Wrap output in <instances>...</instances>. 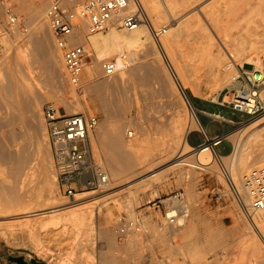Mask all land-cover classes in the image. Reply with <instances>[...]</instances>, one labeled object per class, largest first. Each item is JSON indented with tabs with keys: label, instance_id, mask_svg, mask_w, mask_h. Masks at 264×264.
<instances>
[{
	"label": "rangeland",
	"instance_id": "1",
	"mask_svg": "<svg viewBox=\"0 0 264 264\" xmlns=\"http://www.w3.org/2000/svg\"><path fill=\"white\" fill-rule=\"evenodd\" d=\"M82 1L84 0H77V3H80ZM158 1H160L161 4L163 3V6L161 4L160 5L163 9L167 10H164V12L167 13L165 18H158L155 20L158 22L155 24L157 28L166 26L168 22H171L175 25H179L182 22H185V28L179 35L178 42L174 43L172 52L173 62H175L181 70L185 69L184 65L182 64L185 60L184 57H186L187 54H191L187 53V51L192 48H199L202 42L204 43L205 41H207V37L205 36L208 33H211L213 35L217 43H221L214 27L211 25L208 17L206 16V11L209 9V6L211 4L216 3L219 5L221 4L220 2H223L224 0H171L172 3L176 2V4H174V6H176L174 7L175 9H169L168 7L165 8L166 5L164 3V0ZM3 2L7 5H11L12 9L17 12L21 21V23H19L21 33L10 34L8 37L10 42L7 47V49L9 50L8 59L10 58L12 60L14 57L13 55H15L16 51L23 49L24 46L27 45L28 40L31 38L30 31H32L33 29L37 30V25L42 23V20L43 22L45 21L46 17H41L40 14H42L43 11L42 13H39L38 7H40L39 5H41L42 7L45 3H47L48 5L49 0H0V4ZM47 5H44V11L46 10ZM3 7H0V23L2 28L7 25H11L8 22L9 16L6 13V7H4V9ZM171 10H175L173 11L174 13ZM172 15L174 17H172ZM225 22H227L226 18L222 20V23ZM31 24L33 25L31 26ZM44 24L46 28H48L47 30L50 31L47 25L48 23ZM24 28H28V30L25 31ZM261 28L262 27L260 26L259 29ZM49 33H51V31ZM49 38V41H51L50 43L53 45V48L52 45H50V51L52 52L54 49H56L54 47L55 44L52 34H49ZM4 47L6 46L0 43V58L3 56L2 52ZM155 47L157 48L158 46L155 45ZM53 53H55V50L53 51ZM144 53L145 55H141L142 57L136 59V63L140 61H150L153 63L159 62L163 65V67H167V62L166 60H164V57L156 55L155 53L147 52L146 50ZM60 54H62L61 51ZM254 54H256L255 56L257 57L259 56L260 60H262L263 57L258 53L257 50H254L251 53L252 56ZM30 57V65L36 67V77L41 81L43 78H45L46 75L43 63L35 58V56L33 57V55H31ZM106 59H115V56H111ZM132 65L133 63L130 64V66ZM253 67L254 65L246 64L243 69L246 71H252L254 69ZM166 69L168 70V68ZM17 72L18 71H16L15 74ZM184 72L187 74L188 71L184 70L182 72L185 75V79L186 77L187 79H194H192V82L190 79L189 82L186 79L187 81L185 83V86L187 93L183 91L178 79H176V82L179 85L181 91L179 89L174 91V88H172V86L166 88L163 87V81L160 77L153 76L149 81H145L142 75L140 76L139 74L127 77L125 82H123V89L119 88L122 89L121 91L123 92L117 91V88L113 89H117L116 91H113L112 88H107L101 92L103 95L104 93L105 95L107 94L106 97L104 95L103 99L107 98V100L109 101L108 104L113 107L111 108L109 106L110 111L114 110L112 112L113 114L116 112V110L118 111L115 114L118 113L119 115L115 116L114 114V121H116L117 124L121 126V133H123L124 138L127 139L132 135L130 137V143L135 149L134 153L132 154L133 157H131V155L126 152L124 148L121 151L115 150L112 153L115 160L119 162L120 165L126 168L125 174H123L118 179H113L110 174V183L108 187L103 190H81L78 191L75 196H68L63 190H59L58 188L57 191H59L60 195H53V191L51 196H40L30 203H23L21 201L4 202L3 204L5 205L0 206V264H19L18 262L9 259L10 256H21L25 260L29 261V263L31 262V258H35L37 260L45 262V264H145L144 258L147 255L144 256V254L146 252H148V256L153 258L150 261L151 264L156 262L159 256L166 257L169 262L172 260L175 262L177 261L180 264H190L191 259L189 256H187V254L185 255L184 246H182V253H180V251L177 255L175 254V252H173L175 250L174 248L176 247L175 244L179 242H181L182 244L188 243L187 245L191 246L193 243H197L199 248L202 245L203 248L201 247V249L206 248L204 250L206 252L210 251V255L212 249L215 250L214 258L210 257V259L212 258L213 261L211 262L212 264H264V257L260 256V250L258 249L259 244L256 242V239L259 238L261 243H263L264 245V235L262 233L263 230L252 224L238 206L226 181V177L221 170V165H217L220 161L218 162L217 160L218 163L212 161L213 154L208 158V160H210L209 164L215 162V164L217 165L216 168L218 167V169H202L195 167V183L191 186L188 185L187 181L183 182L176 174L172 173L170 169L166 168L173 161V159L168 156L169 154L163 156V158H161V161L160 159H157L154 162H147L146 157L139 154L138 141L141 136V131H139V129L141 128L142 124H145L148 129L147 133L145 134L150 139V143L149 145H147V149H149L151 146L149 150L151 151L152 149L153 151V149L155 150V143H162L171 139L175 133V131L173 132L174 126L184 118L186 120L188 118L190 119V115H192L196 121V125H194L195 129H193V131L191 132V134H193L192 136L194 137L197 134L202 137L201 133L204 132V128H202L203 126L208 127L209 132L212 135L225 132V125L222 121H220V117L215 116L216 114H221L226 118H230L238 122L249 120L250 122H253L264 116L263 113L256 117H252L245 111L232 109L231 104L228 101L230 99V93H227V89L225 88L226 80L224 78L222 79V84H218L217 86V84H206V82H204V77L202 76V71L201 73L199 72V70L193 71V73H196L195 75L193 74L192 78L190 77V75L192 74L191 71L188 72L187 76ZM197 72L199 73L197 74ZM110 74L112 75L114 74V72L107 74L105 72V74H102V77ZM2 75L4 76V74ZM16 75L19 76V72ZM65 76L67 77V74ZM94 76V80H100L102 78H98V71ZM91 77L92 76H89L86 68L84 67V83L88 84ZM199 77L200 79H196ZM201 78L203 80H201ZM166 79L167 78L164 75V80ZM196 80H199L200 82ZM43 81L44 80H42L41 83L45 86L46 83ZM65 83H67L66 86H69V89H71V84L66 80ZM204 83L206 85H204ZM193 89L196 92L198 89L200 93L197 94L195 91H193ZM32 90L34 94L35 89L33 88ZM20 95L22 96V94H19V98ZM80 95L82 96V94ZM92 95H87L86 98L82 99V108L84 109V112L96 113L99 116V124L93 133V138H96L98 140V146L100 148V151L98 152L100 153L105 163V160H107V154L104 143L102 141L99 142L98 135H100V129H109L110 122L106 120V118H108V112L103 108L100 100L98 98L96 99L97 94ZM189 97L192 103L195 105V110L197 113L190 109ZM109 98L111 99V101L113 99L114 103L110 102ZM21 101H23V99H21ZM20 102L18 105L21 108L24 102L22 104ZM46 102H52L56 107H59L62 112H68L66 105L64 103H57L55 98L51 97L49 100H45L44 102H42L41 106L39 104L38 107H36V109L41 108L39 109L41 111H37L36 113L39 114L36 115L38 130L40 129L39 126L41 127L40 121H42V118H44L43 120L46 123L43 112V107ZM123 103H125L126 105L123 106ZM7 105V102L0 97V119H5L4 124L0 126V139L3 144L6 147L12 149L20 147V145L28 139L26 140V138L24 137H15V140L13 135L14 131L20 128H24V125H28L30 127V130L32 131L30 137V150H32L33 153L31 154V158H35L37 162L40 159L48 160V151L45 147V140L43 137L44 130L41 132L42 129H40L39 133H42L41 135L37 133V129V132L35 131L34 126L31 124V120L33 118L32 116L34 113L33 110L30 109L32 111H27L30 107H28V109L22 107L20 111L23 115L18 118L19 115L15 114L17 111L9 106L7 107L9 109H7ZM12 114H15V118L18 119H16L15 121H8L7 118H13ZM199 114H202V116L204 117H213L214 120L210 118H203V121L206 124L204 125L202 120V123L199 121ZM109 116H111V114ZM123 121L126 123V128L128 130H130L131 132L135 131L133 132L134 135L133 133H128L126 129V131L122 129L123 124L125 125ZM188 122L186 124H188ZM256 125L257 126L251 129L253 132H259L257 133L259 136L257 144H259L260 146L258 145L256 148H254L256 146V144H254L255 146H251V149L253 148V150H261L264 148V136L263 134L261 135V133H264V119L259 121ZM237 129L238 128H234V130H232L235 131ZM232 130L229 133L233 132ZM260 130H262V132ZM194 131L196 132L193 133ZM46 134L48 136L47 128ZM260 137L262 138V140L259 139ZM48 140L49 136L47 141ZM260 143H262L263 145ZM191 145L192 144L189 145V149L187 148V153L180 157V159L197 151L191 149V147L193 146ZM217 145L218 150L221 153H229L233 148L232 141L228 138H224ZM155 162H159L154 166L155 170L163 169L162 177L160 178L159 182H157L154 186L151 185L145 189H137L138 187L135 188L134 185L132 186V184L138 182L139 180H142L150 174L149 170L151 168L149 167V165ZM10 166L11 162L9 160L0 159V170L3 169L6 171V173L3 175H1L0 171L1 176L6 175V181H0V183L2 184H0V186L4 188L3 189L1 187V189L3 190H5V187L8 184L13 185L15 181V178L10 173L8 174ZM187 167L191 166L187 165ZM244 172L245 171H243V174ZM157 187H163L166 191L181 188L185 191L187 199H189V202H191L190 204H192L193 202V200H191V194H194L196 196L195 199H197L198 203L200 202L197 208L193 207V209L195 208V210L198 212L197 228L193 232H190L188 236L184 235L185 237H183V235H178L176 237L170 236L169 240L171 238V242L167 243L166 246L163 245L159 239H154V234L152 236V234L150 233L152 231H150L149 226L146 224V216L151 217L152 221L154 220V222H156V220L159 221L158 217L161 219L160 212L153 208H150L149 211H146L148 207L143 206L144 201L147 198L152 197ZM135 189L136 191H134ZM3 190L2 194H4ZM195 193H197L198 195H196ZM134 194H137V196L135 197ZM77 197L82 198L76 201ZM79 201L84 204L72 209L66 208L54 212H48L46 214L39 213L27 217H10L11 215H9L11 211L20 212L23 209H35L37 207L39 208V206L41 205L50 206L54 203L59 202H66V205H69ZM131 203H133V205ZM130 208H132V210ZM78 209H84L86 214H91L92 216V222H90L89 220L90 215L89 217H86L87 219H85V221H89H86V223L82 225L84 226L85 224H87L85 225L86 227L81 228V231H76V227L73 226V211H76ZM131 212H134L132 214H137V217L140 218V221L143 224L142 226L140 225L141 231L133 229L129 230L127 234L125 233L119 235L118 225L116 224L118 221V217L122 214L130 217ZM64 217H67V219H65ZM69 218H72L73 221L71 222ZM249 230H252L256 237L252 233L250 234L249 232H247ZM173 245L175 247H173Z\"/></svg>",
	"mask_w": 264,
	"mask_h": 264
},
{
	"label": "bare ground",
	"instance_id": "2",
	"mask_svg": "<svg viewBox=\"0 0 264 264\" xmlns=\"http://www.w3.org/2000/svg\"><path fill=\"white\" fill-rule=\"evenodd\" d=\"M141 1L144 7L146 6L145 7L146 17L144 18V21L136 29H125L120 27L119 19L115 18L113 22H111V24L106 29L98 32H92L89 30L88 27L89 24L88 19H85L82 28L80 30H77L72 36L71 38L72 42L85 44V46L89 51L84 64L87 73L89 74V76L92 77L89 79L88 84L84 83L85 87L82 93H77L72 85H71V89H69V86L68 87L66 86L67 83H65V80L68 81V78L65 76L67 73L64 66L62 54H60L61 50L58 49L56 46H54L56 48L54 49L55 53H53L54 51L53 49L52 52L50 51L51 50L50 45L52 44L50 43L51 41H49L50 39L49 34L51 33H49L50 31L47 30L48 28H46L44 24L47 23V20L45 18H44L45 19L44 22L42 20V18L45 17V11H46L43 10L45 8L44 5L45 4L47 5V3H45L42 7L41 5H39L40 7L37 6L39 8V9L37 8L39 13H42L43 11V13L40 14L42 17L41 18L42 23L37 25L36 28L37 30L33 29L34 31L33 30L30 31L31 38L28 40L27 45L24 46L23 49L16 51L15 55H13L14 57L12 60L10 58L8 59L9 50L7 49V47L10 44L8 37L10 34L21 33L20 28L18 24L9 25V26L7 25L2 28L0 23V43L6 46L3 48V52H2L3 56L0 58V97L7 102L8 105L6 106V108L9 106L14 110H16L17 112L15 114H18L19 116L18 115L17 116L19 118L21 115H23L20 111L21 108L24 107L28 109V107H30L29 110L27 111L33 110L34 112L32 116L34 119L31 117L32 118L31 124L34 126V129L37 132L38 122L36 119L37 118L36 115L39 114L36 113L37 111L40 112L41 110L39 109L41 108L36 109V107H38L39 104L41 106L42 102H44L45 100H49L51 97L55 98L57 103H64L66 105V108L69 113L80 112V111L84 112V109L82 108L83 106L82 99L86 98L87 95L97 94L96 99L98 98L100 100L101 104L103 105V108L108 112V118H106V120L110 122L109 129L108 130L100 129V135H98V137H99V142L102 141L104 143L107 154V160H105L104 164L106 166L109 175L111 174V177L113 179L120 178L126 172V168L120 165L119 162H117L113 157L112 154L113 151L115 150L121 151L124 148L125 151L128 152L131 155V157H133L132 154L134 153L135 149L133 145L130 143L131 140L130 137L132 135L127 139L124 138L123 133H121V126H119L117 122L114 121L115 116L119 114L118 113L115 114L116 112H118L116 110L114 116V114L112 113L114 110L110 111L109 109L110 105L108 104L109 101L107 100V98L103 99L105 93L104 95L101 93L102 91H104V89L112 88L113 90L114 88H117L118 89V90L116 89L117 91H121L123 89L122 87H124L123 82H125L128 76L139 74L140 76L142 75L145 81H149L153 76L160 77L162 78L163 81V87L166 88L172 86V88H174L173 89L174 91L177 89L180 90V87L176 82L177 81L176 79H178V81H180V85L182 86L183 91L187 93L185 83L187 80L189 82L190 78L187 79L186 77L187 80L185 79V75L182 73L184 70L188 72L190 71L192 72V74L190 73L191 78L193 74L195 75L196 73V72L193 73V71L199 70L200 73L202 71V76L204 77L205 80L204 82H206V84L211 83V84H217L218 86V84L219 85L222 84V79L224 78L227 81L226 85L231 86L232 82H230L229 79L233 78V75L236 73V68L239 62L241 67H244L246 64L254 65L253 67L254 69L252 68L253 69L252 72L254 74H256L255 73L256 70H258L264 64V0H224L223 2H220L221 4L219 5L216 3L211 4L209 6V9L206 11V16L208 17V20L211 23V25L214 27L216 34L218 35L221 43L220 44L217 43L213 35L211 33H208L205 36L207 37V41H205L204 43L202 42L200 47L196 46L199 48L196 49L192 48L193 50L190 49L189 51H187V53H191V54L190 55L187 54L186 57H184L185 60L183 59L184 62L182 64L184 65L185 68L184 70L182 69L183 71L179 68V66H177L175 62H173L172 52H173L174 43L178 42V37L181 34L182 30H184L185 28L184 27L185 22H182L179 25H175L172 24L171 22H168L166 26L157 28L155 24L158 22L155 20L158 18H165L167 13L164 12V10L166 9H163L161 7V5L163 6V3L161 4L160 1L158 0H141ZM172 1L164 0V3L166 5L165 8L168 7L169 9H173L174 7H176L174 6L176 2L172 3ZM6 5L7 4L3 2L0 4V7L1 6L5 7ZM132 7L133 5H131L129 10H131ZM172 17L174 16L172 15ZM225 18L227 19V22L222 23V20H224ZM32 25L33 24H31V26ZM151 26L152 28H156L157 30L161 31L160 38L158 41L159 43L156 41L154 37ZM260 26L262 27L261 29H259ZM155 45L158 46L157 47L158 49L155 47ZM145 50L147 52L155 53L156 55H160L164 57L165 58L164 60H166L167 62L166 68H168V70L165 67H163V65L159 62L153 63L150 61L149 62L140 61L136 63L135 62L136 59L142 57L141 55H145L144 53ZM254 50H257L258 53L263 57L262 60H260L259 56L258 57L255 56L256 54H254L253 56L251 55V53ZM31 55H33V57L35 56V58H37L43 63V66L46 71V75L45 78H43L42 80H44L43 82L46 83V84L44 83L45 86L42 85L41 83L42 80L40 81V79L36 77L35 74L36 67L30 65ZM125 55L130 58L131 64L133 63L132 66L125 64L124 61ZM111 56H115V59L117 60V71L114 72V74L112 75L110 74V75H106L105 77H102V74H105L102 68V62L104 59ZM164 69H166L167 71ZM16 71L19 72L20 74L19 76L16 75L18 72L15 74ZM97 71L99 72L98 78L102 77L101 79L99 78L100 80L98 79L94 80L95 78L94 75ZM199 72H197V74ZM2 74H4V76ZM164 75L167 78L166 80H164ZM192 79H190L191 82L194 80ZM196 79H200V77ZM201 80L203 79L201 78ZM206 84L204 83V85ZM33 88L35 89L34 94L32 90ZM193 91L195 90L193 89ZM196 93L197 94L200 93L198 89ZM258 93L260 94V97L264 100V86L260 88ZM19 94H22V96L20 95V98H19ZM80 94H82V96ZM101 94L103 95V97ZM19 99L20 101L21 99H23V101L20 102ZM19 102L21 104L24 102L21 108L18 105ZM110 102H113V99L112 101L110 99ZM125 103H123V106L126 105ZM189 103H190L189 104L190 109L196 112L195 105L192 103L190 97H189ZM15 114H12L13 118H7V120L15 121L16 119H18L15 118L16 117ZM110 114L111 116H109ZM199 116H200L199 121L201 122L202 120L203 124L206 125L203 121V118H208V117L207 116L204 117L202 116V114H199ZM215 116L220 117L219 118L220 121H222L223 124L225 125L224 136L232 141L233 148L229 153H225V152L221 153L218 150V145L216 144L215 140L210 139L211 138L210 135L212 136V134H210L208 127H204L203 124H202L203 126L202 128H204L203 129L204 132L201 133L202 137H200L197 133H196L197 135L195 134L196 135L195 137L192 136L193 134H191V132L193 131V129H195L194 125H196L195 124L196 121L194 117L190 115V119L188 118L189 122L188 119L186 120L183 117L184 119H182L179 123H177L174 126L173 132L175 131V133L171 139L162 143H155L154 145L155 150L153 149V151L152 149L151 151L149 150L151 146L150 148L148 147L149 149H147V145H149L150 139L145 135L148 130L147 126L145 124H142L141 128L139 129V131H141V136L138 141L139 154L141 156H145L147 162H154L157 159L158 160L160 159L161 161V158H163V156L169 154L168 156L171 157L173 161L166 168L170 169L171 172L176 174L183 182L187 181L188 185L190 186L195 183V178H196L195 167L202 169L205 168L218 169V167L216 168V166L221 165V170L222 171H224V169L227 170L229 174L233 177L237 185L241 187L243 184L242 182V178L244 175L243 171L246 172L249 169H251V167L264 165V148L261 150H257V149L253 150V148L251 149V146H255L254 144H256L254 148H256L259 145L257 144V140L259 137L257 133L259 132L255 131L256 132L255 133L252 131L251 128L257 126L256 124L262 119H264V116L260 117L259 119L253 122H250V120L238 122L235 120H231L230 118H226L221 114L220 115L216 114ZM43 119L44 118H42V121H40L41 123L39 122L41 125V127L39 126V128L42 129L41 132L44 130L43 137L45 140V147L48 151V160L47 159L39 160L37 158L39 160L37 162L35 158H31V154L33 153V151L30 150V146H31L30 137L32 131L30 130V127L28 125H24L23 126L24 128H20L14 131L13 134L14 139L15 137L16 138L24 137L26 138V140L28 139L27 141H24V143H22L20 147L16 149L6 147L0 139V159L9 160L11 162V166L8 170V174L10 173L15 178L13 185L10 184L7 185L6 184L7 182L5 183L7 185L5 187L6 191L3 190L4 188L2 186H0V206L5 205L3 204L4 202L21 201L23 203L24 202L30 203L40 196L41 197L51 196L53 191H54L53 195H60L59 191H57L59 186L58 183L56 182L57 179L54 173V168H53L54 163L51 157L52 153L47 141L48 139V136L46 134L47 126ZM210 119H213V117ZM4 121L5 119L3 120L2 118L0 119V126L4 124ZM187 122L188 124H186ZM123 123L125 122L123 121ZM126 127L127 126L125 123V125L123 124L122 129L124 131L127 130L128 133L135 132V131L131 132ZM234 128H238V129L233 131ZM40 129L38 130L37 133L40 132ZM231 130L233 132L229 133ZM260 131L262 132V130ZM195 132L196 131H194L193 133ZM39 134L42 135V133ZM262 134L264 136V133H261V135ZM261 137L259 139L262 140L263 137L262 138ZM92 141L95 151L99 153L98 151H100V148L98 146V140L92 137ZM190 144L193 145V146L191 145L192 147L190 146L191 149L197 151L193 154H190L180 159V157H182L187 153L188 151L187 148L189 149ZM212 154H213L212 161L217 162L218 160V162L220 161L219 164L216 165L215 162L209 164L210 160H208V158ZM158 163L159 162L150 164L149 165V167L151 168L149 170L150 174L147 177L143 178L142 180H139L138 182L132 184V186L134 185L135 188L138 187L137 189L139 188L145 189L151 185L154 186L157 182H159L160 178L162 177L163 169L155 170L154 166ZM187 165H190L191 167H187ZM0 171H1V175L6 173V171L3 169H1ZM1 175L0 177L2 178H0V181L2 182L6 181L5 178L6 175L5 176H1ZM1 187L3 189H1ZM2 190L4 194H2ZM134 191H136V189ZM137 194H134L135 197L137 196ZM195 194L198 195L197 193ZM80 198L82 197H77L76 201L80 200ZM195 198L196 196L194 194L193 195L191 194V200H193V202L192 204H190L191 202H189L190 204L189 216L182 225L164 226L161 223V219L159 217H158L159 221L156 220V222H154V220L152 221L151 217L146 216L147 218L146 224L149 226L150 231H152L150 232L152 236L154 234L155 236L154 239L155 238L159 239L160 242L166 246L167 243L171 242L170 241L171 238L169 240L170 236L176 237L178 235L180 236L183 235V237H185L188 236L190 232H193L198 225L197 224L198 212L195 210V208L193 209V207L197 208L198 204L200 203V202L198 203L197 199ZM245 200L248 201V198H245ZM188 201L190 200L188 199ZM82 204L84 203H82L81 201L74 202L69 205H66V202H59V203H54L53 205L50 206L41 205L39 206V208L37 207L35 209H28V208L23 209L20 212L11 211L10 214L9 213L8 214L11 215L10 217L13 216L27 217L39 213L46 214L48 212H54L66 208L72 209V208H76L77 206H82ZM131 204L133 205V203ZM130 209L132 210V208ZM132 213L134 212H131L130 217L136 218L137 214L133 215ZM89 215H90L89 220L90 222H92L91 214H86L84 209H78L76 211H73L74 221L72 220V218L69 219L71 222L72 221L74 222L75 225L73 224V226L76 227L77 229V230L75 229L76 231H81V228L86 227L85 225L87 224H85L84 226L82 225L86 223V221H89V220L85 221V219H87L86 217H89ZM254 216H255L254 217L255 225L259 227V229L263 230L262 233L264 235V223H263L264 211L262 213L255 214ZM65 219H67V217ZM140 225L141 226L143 225L141 221H140ZM133 229L134 227H132L129 230H133ZM129 230L127 232H129ZM139 230L141 231V229ZM247 232H249L250 234L252 233L256 237V235L253 233L252 230H249ZM256 242L259 244L258 249L260 250V256L264 257L263 243H261L259 238L256 239ZM185 244H182L181 242L176 243L175 244L176 247L173 245V247H175L174 248L175 250L173 252H175V254L177 255L179 254L180 251H181L180 253H182V246H184L185 255L187 254V256H189L191 259L190 264H202V263L210 264L211 262H213L212 258H214L215 256V250L212 249L210 255V251L206 252L204 250L206 248L201 249V247L203 248L202 245L199 248L197 243L196 244L193 243L192 246L187 245L188 243L186 244L187 246ZM168 246H172V245H168ZM210 257L212 258L210 259ZM169 263L180 264L177 261L175 262L172 260Z\"/></svg>",
	"mask_w": 264,
	"mask_h": 264
},
{
	"label": "built area",
	"instance_id": "3",
	"mask_svg": "<svg viewBox=\"0 0 264 264\" xmlns=\"http://www.w3.org/2000/svg\"><path fill=\"white\" fill-rule=\"evenodd\" d=\"M131 5L133 7L129 10ZM5 7L9 24L19 25L21 21L17 12L11 5ZM45 17L54 44L62 52L68 81L77 93H82L85 87L83 70L88 50L85 44L72 42L71 38L82 28L84 20L88 19V27L92 32L106 29L115 18L119 19L120 27L136 29L144 21L146 10L141 0H84L80 3L75 0H49ZM24 30L27 31L28 28ZM152 32L158 42L161 31L152 28ZM124 61L126 65L131 64L126 55ZM102 68L106 73L115 72L117 60L104 59ZM252 71H246L238 64L236 73L229 79L232 85L225 84V88L230 93L228 101L232 109L245 111L256 117L264 113V100L258 93L264 85V64L256 70V74ZM43 112L59 190H63L68 196H75L81 190L107 188L110 175L92 141L99 124V116L83 111L62 112L52 102L44 104ZM210 137L216 144L226 138L224 132ZM223 172L238 206L255 225L254 215L264 211V165L246 171L241 187L227 170L224 169ZM143 206L148 207L146 211L150 208L159 211L164 226L182 225L190 212L187 195L181 188L166 191L163 187H157L153 196L144 201ZM116 224L119 235L127 233L132 227L141 229L139 217L122 214ZM144 256V263L151 264L153 258L148 256V252ZM153 264H169V261L166 257L159 256Z\"/></svg>",
	"mask_w": 264,
	"mask_h": 264
},
{
	"label": "water",
	"instance_id": "4",
	"mask_svg": "<svg viewBox=\"0 0 264 264\" xmlns=\"http://www.w3.org/2000/svg\"><path fill=\"white\" fill-rule=\"evenodd\" d=\"M9 259L18 262L19 264H30V263H33V264H45V262H43L41 260H37L35 258H31L30 259L31 262L29 263V261L25 260L21 256H10Z\"/></svg>",
	"mask_w": 264,
	"mask_h": 264
},
{
	"label": "crops",
	"instance_id": "5",
	"mask_svg": "<svg viewBox=\"0 0 264 264\" xmlns=\"http://www.w3.org/2000/svg\"><path fill=\"white\" fill-rule=\"evenodd\" d=\"M208 118H212V117H210V116H207ZM214 135V134H213Z\"/></svg>",
	"mask_w": 264,
	"mask_h": 264
},
{
	"label": "flooded vegetation",
	"instance_id": "6",
	"mask_svg": "<svg viewBox=\"0 0 264 264\" xmlns=\"http://www.w3.org/2000/svg\"><path fill=\"white\" fill-rule=\"evenodd\" d=\"M30 264H33V263H30Z\"/></svg>",
	"mask_w": 264,
	"mask_h": 264
}]
</instances>
